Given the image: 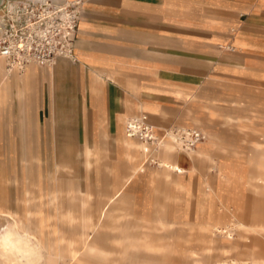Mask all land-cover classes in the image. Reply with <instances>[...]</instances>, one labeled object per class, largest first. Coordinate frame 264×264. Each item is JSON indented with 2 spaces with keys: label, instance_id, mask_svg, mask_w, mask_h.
<instances>
[{
  "label": "crops",
  "instance_id": "crops-1",
  "mask_svg": "<svg viewBox=\"0 0 264 264\" xmlns=\"http://www.w3.org/2000/svg\"><path fill=\"white\" fill-rule=\"evenodd\" d=\"M5 1L0 0V8ZM83 2L84 12L75 49L78 61L61 58L51 68L30 63L21 71H9L0 57V149L5 150L11 160L13 149H24L23 175L16 183V188L21 186L23 191L18 196H31L26 192L29 183L35 175L41 179L45 166L50 163L75 168L74 157L81 159L83 144L86 142L87 147L92 148L89 143L100 141L101 134L103 151L100 159L105 164L106 188L95 193L90 189L84 195L85 205L91 195L92 202L97 205L105 197L98 205L99 221L93 223L90 210L87 206L82 207L80 199L71 207L74 213H79L71 220L80 221L85 230L80 233L81 242L90 251L109 253L108 249L89 242L88 230H97L113 212L100 232L107 227L122 229L139 225V228H148L152 222L172 228L175 220H184L181 223L189 231V237L198 236L204 243L200 228L211 220L224 223L226 215V211L220 214L216 202L208 204L210 195L205 181L210 176L205 172L210 170V164L207 162L201 172L192 173V160L186 153L181 152L176 158L170 151L152 150L154 146L150 143L128 139L125 124L129 118L137 116L146 118L151 125V122L168 124L176 119V125L172 126L206 132L211 141L207 140L200 147H206L207 153L214 157L220 158L219 155L224 154L223 160L236 167L232 154L244 155L245 152L219 145L217 134L198 117L199 112L189 102L200 94L204 98L205 93L212 91L217 96H206L207 100L264 101V0ZM195 52L207 57L195 61ZM199 87L195 93V88ZM173 98L185 100V107L177 110L167 106L168 100ZM205 114L210 118L214 111ZM160 128L155 133H159ZM66 132L71 133L68 141L73 144L67 141ZM261 137L253 142L252 148L258 143L264 146V133ZM53 139L65 150L57 154V160L50 161L55 157L54 150L48 156L43 150L51 146L52 143H48ZM87 152L90 154L89 150ZM249 153L251 151L246 155ZM163 155L186 171L179 173L151 161L153 156ZM12 161L9 166L5 159L1 162L0 180L3 179L4 185L10 182L5 172L12 169ZM87 164L91 165V162ZM197 173H200L201 188L195 193L191 180ZM213 179L216 186L218 180L227 182L231 177L222 179L217 175ZM202 190L207 198L199 206ZM67 195L77 197L76 192ZM193 197L197 198L194 203L191 202ZM8 198L11 202L8 192L0 191V215L9 214L8 217L11 216L18 225V216L24 209L23 200L21 206L16 201L17 207L12 208ZM32 209L31 234L41 241L42 221L36 201L32 202ZM162 212L171 220L164 221ZM192 212L196 215L194 221L188 220ZM198 212H209L211 216L198 218ZM60 216L66 221L64 211ZM63 227L66 234V228L70 229V236L71 231L79 229L77 224H64ZM129 238L136 239L141 247L156 249V239L147 231L141 230L138 236L132 234ZM6 244H11V240L0 242V247ZM165 244L167 252H178L174 241ZM205 247L204 243L203 252ZM16 249L26 251L21 249V244H17ZM80 253L81 250H72L71 258L75 264L81 262Z\"/></svg>",
  "mask_w": 264,
  "mask_h": 264
},
{
  "label": "rangeland",
  "instance_id": "rangeland-1",
  "mask_svg": "<svg viewBox=\"0 0 264 264\" xmlns=\"http://www.w3.org/2000/svg\"><path fill=\"white\" fill-rule=\"evenodd\" d=\"M200 57H207V55L204 54L202 56L201 53L195 52V61L200 60L198 59ZM200 87L195 88V93ZM210 87L213 89V85ZM204 96L215 97L217 94L212 91L207 95L205 93ZM205 97L203 98L200 94V97H195L189 102L191 107L194 106L199 112L200 116L198 117L217 134L215 136L220 141L218 142L219 145L222 146L224 144L240 148L245 152L244 155H240L238 152L232 154V157L236 160V167L229 165L227 169V172L230 173V181L218 180L215 186L213 183L214 177L211 176V174H215V170L211 169L205 172L210 175L209 181L217 188V192L224 203L223 211H226V216L222 225L231 224V228H225L227 232L219 234L220 240H224V245L228 247L226 253L216 247L203 252L204 243L198 236L189 237V231L181 223L184 220H175L176 222L172 228L152 222L148 228H139V225L137 226L138 228L125 227L121 229L107 227L100 232L104 228L105 220L110 218L113 212H110L97 230H88L89 242L96 244L100 248L108 249L109 253L103 254L97 251H90L87 245L81 242L80 233L85 231L82 224L78 220H71L72 217L79 216V213H74V208L71 207L79 202L75 200L80 199L82 207L85 208L87 206L90 210L93 216V223L97 222L98 205L105 197L97 205L92 202L91 195L85 205L84 200L86 197L84 195L90 189L94 190L95 193L96 190L100 191L106 188L105 164L100 159L103 151L101 147L103 145L102 135L100 134V141L96 140L94 143H89L93 145L92 148L87 147L86 142L83 144L81 159L79 158L78 160L74 157L75 168L53 163L46 165L41 179H38L37 177L39 176L35 175L34 180L29 183L28 191L26 192L31 193V196L26 198L18 196V194L22 193L23 188L21 186H18V189L16 188L17 178L20 177L21 179L23 175L21 159L24 149H13V161L5 154V150L0 149V166L3 159L7 161L8 166L11 161L13 163L12 169H8L5 172L7 174L6 177L10 178V182L4 185L3 179L0 180V191L4 193L5 189L8 192L11 198V202L8 198V204L12 208H16L17 203L21 206L20 202L22 200L24 206L21 211L22 214L18 216V225L11 216L8 217L9 214L0 215V242L11 240V244L0 247V264H48L49 262L52 264H75L71 258L73 249L81 250L80 264H212L219 261L221 264H252L254 260L257 264H264V146L263 143H258L252 148L253 142L260 140L262 138L261 134L264 133V101L246 100L230 103L216 100L210 101ZM166 105L178 110L184 108L186 103L185 100L173 98L168 100ZM210 110L214 111V114L209 118L205 113L210 112ZM175 120L163 125L151 122L156 125L154 127L155 130L161 127L159 133H155L158 137L160 136L159 139L161 141L170 137L168 130L175 127L172 126L176 125ZM177 126L182 131L185 129L183 126ZM188 129L190 130L191 128ZM64 135H66L68 141L71 133L66 132ZM208 137L205 135V138L198 146L201 144L205 145L207 140H210ZM174 141L178 143V141ZM69 143H72V141ZM48 144H51V146L43 150L45 156H48L50 151L54 150L55 157L50 158V161L53 159L57 160V154H60L65 148L58 147L56 139H53ZM87 150L90 151V154H88ZM250 151L251 153L246 155ZM229 154L231 155V153ZM147 160H149V157H147ZM88 161L91 162V165L87 164ZM214 162H219L218 156L214 157ZM199 176L200 173H197L191 180V188L195 193L200 192L198 190L200 187ZM73 192L77 193L76 199L67 195L73 194ZM204 193L205 191L202 190L201 195L198 197L199 206L206 202ZM212 193L208 197V204L215 202ZM54 194L56 195L54 196ZM166 198L170 199L169 197ZM196 199V197H193L191 202H196ZM32 200L36 201L38 205L39 218L42 221L41 229H39L41 241L31 234V225L34 220ZM177 207L181 206L177 205ZM163 209H165L164 204L162 206ZM63 211L67 216L66 221L61 220L60 215ZM197 215L198 218L203 217L202 215L207 218L210 214L209 212H198ZM161 216L164 221L171 220L163 212ZM195 218L196 215L192 212L188 220L194 221ZM64 224L67 226L77 224L79 229L71 231L73 234L70 236V229L66 228V234L63 227ZM141 230L147 231L151 238L156 239V249L141 247L137 244L136 239L129 238L132 234L138 236ZM187 239L188 241H186ZM170 241L175 242L178 248L177 253H169L165 250V243ZM17 244H21V249L26 251H17Z\"/></svg>",
  "mask_w": 264,
  "mask_h": 264
},
{
  "label": "built area",
  "instance_id": "built-area-1",
  "mask_svg": "<svg viewBox=\"0 0 264 264\" xmlns=\"http://www.w3.org/2000/svg\"><path fill=\"white\" fill-rule=\"evenodd\" d=\"M10 2H13L11 6ZM83 0H6L0 10V57L24 68L33 62L55 66L59 59L78 61L75 53ZM127 134L153 141L155 129L146 118L131 119ZM201 130L181 133L186 148L204 139Z\"/></svg>",
  "mask_w": 264,
  "mask_h": 264
},
{
  "label": "bare ground",
  "instance_id": "bare-ground-1",
  "mask_svg": "<svg viewBox=\"0 0 264 264\" xmlns=\"http://www.w3.org/2000/svg\"><path fill=\"white\" fill-rule=\"evenodd\" d=\"M11 6L13 5V2H10ZM2 58V57H1ZM5 60V63H6V68L9 70V71H12V70H23L24 68H20L19 66H16L14 65V67H10L9 66V62L3 58ZM33 63V62H31ZM30 64V63H29ZM36 64V63H35ZM28 65V64H27ZM48 68H51L53 66H47ZM131 119H143L142 117L140 116H137V117H132V118H129L127 121H126V124H125V133H126V137L129 139H135V140H138L139 142L141 143H144V144H152L154 147L152 148V150H159L160 152L162 151H170L172 152V154L174 156H176V158L178 157L179 153L181 152H184L186 153L192 160V165H191V168H190V171L192 173H196L197 171L198 172H201V168L202 166L205 167V164L208 162L210 164V170L211 169H214L215 170V174H211L212 176H217L219 175L222 179H229V175L230 173L227 172V169L229 167V163L226 162V160H223L225 158H223L225 155L224 154H220L219 155V162H214V156L210 155L207 153V149L206 147H200V146H197L195 149L194 148H186L182 145V141L179 139L181 133H186V134H190L193 130H198V129H184L183 131L180 130L177 126H175L173 129H169L168 130V135H170V137L166 138L164 141H161L159 139V137L154 134L153 136L155 137L153 141H149V140H145V139H141L140 137H137V136H129L127 134V124L129 123V121ZM154 127V126H153ZM203 132V131H202ZM177 136H175L174 134ZM206 137L207 136V133L206 132H203ZM204 135V136H205ZM205 138V137H204ZM178 141V143H175ZM129 143V141H128ZM133 144V143H132ZM129 146V145H128ZM215 150V149H214ZM217 150V149H216ZM156 152V151H155ZM218 155V154H217ZM241 155V154H240ZM158 156V155H157ZM152 161L157 164L158 166H161V167H165V168H171V170H174V171H177L179 173H182V172H185L186 169L181 166L180 164L178 163H171L169 162V159H168V156H162V157H156V156H153L152 158ZM228 161V160H227ZM242 163V162H241ZM244 163V162H243ZM214 165H217L214 166ZM164 169V168H163ZM233 170H236V169H233ZM232 170V172H234ZM169 172V171H168ZM171 172V171H170ZM178 175V174H177ZM238 175V174H237ZM210 176V175H209ZM210 178V177H209ZM205 184H206V188L207 190L209 191V195H211V193L213 194L214 196V201L216 202L218 208H219V212L220 214H222L224 211H223V201L221 200V197L219 196V194L217 193V190L215 188L214 185L211 184V182L209 180H206L205 181ZM252 185V184H251ZM250 185V186H251ZM207 198V196H206ZM248 201V200H247ZM237 202V201H236ZM208 205V204H207ZM208 207V206H206ZM209 210V209H208ZM228 211V210H227ZM11 213V212H10ZM214 213V212H213ZM90 215V214H89ZM88 215V216H89ZM81 216V215H80ZM211 216V215H210ZM226 216V215H225ZM220 217V216H219ZM82 218V217H81ZM205 219V218H204ZM82 221V219H81ZM93 221V220H92ZM99 221V220H98ZM201 222V220H200ZM92 224V223H91ZM224 224L223 222H216L215 220H211V222H209V224L206 225V223L204 224L203 228H200V232H201V237L203 238V241L204 243L206 244V247H205V250L204 251H208L210 249H212L213 247H216L217 249H220L222 250L223 253H226L228 251V247L223 245V242H225L224 240H220V237H219V234L220 233H223V232H227L225 231V228H229L231 224H225L224 226L222 225ZM88 227V226H87ZM231 228V227H230ZM233 228V227H232ZM37 236V235H36ZM134 237V236H133ZM39 239V238H38ZM40 241V240H39ZM148 243V242H147ZM40 244V243H39ZM172 244V243H170ZM147 245V244H146ZM148 246V245H147ZM146 246V247H147ZM149 247V246H148ZM151 248V247H150ZM154 249V248H153ZM102 250V249H101ZM169 251V250H168ZM172 252V251H171ZM212 253V252H211ZM222 253V254H223ZM220 255V254H219ZM76 256V255H75ZM221 256V255H220ZM219 256V257H220ZM222 257V256H221ZM219 260V259H218ZM227 261V260H226ZM224 262V261H223ZM228 262V261H227ZM206 264V263H205ZM207 264H210V263H207ZM212 264H221L220 261L217 262V263H212ZM252 264H257V262L254 260V263Z\"/></svg>",
  "mask_w": 264,
  "mask_h": 264
}]
</instances>
